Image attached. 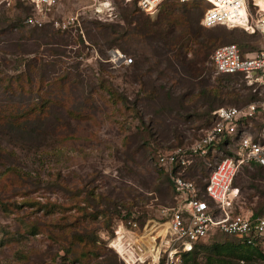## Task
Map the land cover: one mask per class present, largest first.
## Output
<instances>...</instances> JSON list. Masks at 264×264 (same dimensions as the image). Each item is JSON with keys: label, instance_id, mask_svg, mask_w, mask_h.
I'll use <instances>...</instances> for the list:
<instances>
[{"label": "rangeland", "instance_id": "obj_1", "mask_svg": "<svg viewBox=\"0 0 264 264\" xmlns=\"http://www.w3.org/2000/svg\"><path fill=\"white\" fill-rule=\"evenodd\" d=\"M255 4L264 13V0H248V12L256 16ZM127 8L136 17L143 13L136 4L123 0H108L97 6L80 0H56L48 10L44 9L45 24L41 28L46 25V29L57 31L68 40V45L60 47L64 54L51 57L47 47L40 48L32 40H17L21 34L30 35L33 27L26 21L30 16L36 17L30 2L0 0V116L12 115L18 108L37 115L43 102L42 112L47 115L49 108L51 111L42 115L47 119L37 121L30 135L16 133L0 122V264H124L116 251L105 244L116 224V206L131 208L136 203L132 210L143 228L150 220L161 222L163 208L173 205L172 185L156 162L158 154L170 147L165 140L173 142L162 131L172 119L165 114L154 122L155 130L165 138L161 145L150 139L147 130L153 115L171 108L173 102L161 93L154 101H146L147 93L132 77L135 65L140 64L145 72L157 58L155 43L149 41L145 30L134 29L137 21L132 26L124 24L122 14ZM206 8L204 3L170 0L160 7L152 21L157 22L161 16L172 19L187 15L195 32L214 38L208 61L198 67L196 82L222 86L227 104L219 108L263 105L264 87L251 88L243 78L217 75L211 57L216 48L225 44H236L245 52H264V34H251L240 28H203L200 21ZM165 21L169 22L166 18ZM13 24L18 29L9 27ZM97 24L118 25L127 33L118 38L117 46L107 48L103 39H93L97 36ZM184 26L183 20L174 19L165 27L181 32ZM186 41L187 48L181 46L180 50L188 59H194L199 46ZM115 52L133 58V64L127 65L124 59L116 62L112 55ZM151 77L159 85L175 82L169 70L162 76L153 72ZM90 86L96 92L91 93ZM250 97L254 100L249 101ZM160 122L163 124H157ZM193 122L192 127L179 124L188 142L200 138L213 126L209 117L194 118ZM247 130L256 139L264 136V112ZM221 153L228 155L223 150L215 153L211 165L206 162L202 170L200 164V169L190 170V177L198 175L203 184L205 175L200 174L210 172ZM255 174L258 173L253 167H244L238 173L234 183L239 189V198L234 202L236 210L264 213V174ZM101 197L108 201L103 204ZM106 208L109 216L99 213ZM83 209H88L92 216H84ZM35 224L44 227L39 228L38 235L31 233ZM117 224L115 227L120 225ZM83 229L93 232L97 240L83 242L75 256L61 250L64 243L60 235L80 233ZM52 232L58 235L54 238ZM208 241L199 245L197 263H205V253L214 243L232 240L217 235ZM232 263L264 264V257L254 252L250 263Z\"/></svg>", "mask_w": 264, "mask_h": 264}, {"label": "built area", "instance_id": "obj_2", "mask_svg": "<svg viewBox=\"0 0 264 264\" xmlns=\"http://www.w3.org/2000/svg\"><path fill=\"white\" fill-rule=\"evenodd\" d=\"M56 0H29L36 12L27 23L41 28L45 24L44 9ZM93 6L108 0H80ZM137 1L140 10L154 17L160 7L170 0H123ZM182 3H204L200 24L204 28L225 26L241 28L248 33L264 34V13L256 6V16L248 12V0H176ZM57 25V24H56ZM58 26V25H57ZM116 62L133 64L119 52L112 54ZM212 63L217 75H241L250 87H264V52L243 57L236 44H225L215 49ZM113 60V59H112ZM115 63V62H114ZM258 104L246 107H221L212 115L214 124L192 142L171 149H164L157 156L158 167L164 171L176 191V204L164 207L163 220H150L143 228L135 216L120 221L109 237L108 246L125 264H182V254L192 251L195 244L225 235L238 239L247 247L258 249L264 255V213L234 212V199L239 190L233 182L243 166L257 163L264 167V136L254 138L247 131L252 126ZM249 120L247 124L245 121ZM226 142L231 154H222L212 166L205 187L189 179V172L200 158L220 153V144ZM211 162V161H210ZM211 165V163H210ZM132 234V236H129ZM148 239V240H147Z\"/></svg>", "mask_w": 264, "mask_h": 264}, {"label": "trees", "instance_id": "obj_3", "mask_svg": "<svg viewBox=\"0 0 264 264\" xmlns=\"http://www.w3.org/2000/svg\"><path fill=\"white\" fill-rule=\"evenodd\" d=\"M132 3L137 5V1H134ZM192 3H197V2H192ZM21 6L22 5H20V7ZM152 18L153 17L147 15L144 12L140 15V17L139 16L136 17L135 13L129 8L123 10V14H122V20L125 25L132 26L133 24H136V21H137V24L133 26L134 29L136 30L144 29L145 30L144 34L148 36V38L150 39L149 41H151L152 43H155L154 54L157 59L154 61V63L153 62L151 63V65L149 66L148 69L145 70V72L143 71V67L140 64L135 65L132 71L133 73L132 77L135 78L134 79L135 81L137 82L139 81L142 89L144 90L145 93H147L145 97L146 101H154L157 94L159 95L161 93L165 95L166 99L173 102V105L171 108L170 107H166L165 109L163 108L158 113L154 114L153 118L150 119V123L147 126V130L149 132L148 134L151 137L150 139L153 140L157 145H161V141H164L165 138L163 137V133L168 134L173 139L172 140L173 142L165 140L166 142H169L168 144H170L169 145L170 147L165 148V149H171L172 146L173 147L181 146L185 144L186 142H188L189 140L187 135L184 133V130L179 129V124L185 123L186 126L189 125L190 127H192V125L194 124L193 122L194 118L204 120L206 117H209V122L212 125V123L214 124V117L212 113L216 109H218L220 106L226 105L227 103L224 100V97H223L224 93H223V90H222L223 88L221 85L219 84L214 85L208 82H201V83L196 82L197 77H199L198 67L204 66V64L208 61L209 54H210L209 51L212 46L211 42H213L214 38L205 37L195 32V30L191 28L192 26L191 21H190L191 19L189 20V17H187V15L186 17L185 15L175 16V18H172V19L169 17L168 18L165 17L169 22H166L163 16H161V18L157 22H153ZM174 19L183 20V24L185 26L184 28L181 29V32L174 28L172 29L170 28L167 30V28L165 27V26H168L169 23H171ZM9 27L18 29L16 24H13L12 26L10 25ZM221 27H225V26H215V27L206 28V29L211 30V29H216V28H221ZM97 28H98L97 36L96 37L93 36V39L95 38L103 39V41L106 42L107 44V48H112L113 46H117L118 38H120V36H123L125 33L124 30L121 29V27L118 25L97 24ZM163 28H166V30ZM230 29L233 30V29H238V28H230ZM29 34L30 35L21 34L19 35L17 40L18 41L32 40L33 44L37 45L40 48L42 46H45L48 48L47 49L48 55L51 57L61 56L62 54H64V51H62L60 47L68 45L67 39L61 37L60 33H58L55 30L46 29V25L40 29L37 27H32V29L29 31ZM186 40H188V42H195V44L199 46V49L197 50V52H195L194 59H188L187 56L183 55L180 50L181 46H185V48H187ZM96 43L97 42H95V44ZM238 47L243 57L257 53V52H248V51L245 52L244 51L245 49L242 46H241L242 48H240V46ZM142 58H143V61L147 63L148 58L146 56L145 57L142 56ZM45 65H49V64L45 63ZM36 66L37 65H35V68H37ZM44 66H42V70L45 69L46 66L45 67ZM201 69L203 71L205 70L204 68H201ZM168 70L171 71L173 75L175 76V79H174L175 82H173L174 84H171V85L168 84L167 86L159 85V83L157 84L156 81L151 77L153 72H157L160 76H162V75H165L166 71ZM223 76H225L226 78L240 77L244 79V77L241 75H223ZM146 77L147 79L144 80ZM89 90L91 93L96 92L95 87L90 86ZM20 91L24 93V88L21 86H20ZM108 96L109 98H111L112 94H109ZM54 99L57 100L56 98ZM123 99L125 100L126 103L128 102L127 98L124 97ZM252 100H254V98L250 97L249 101H252ZM138 101H139V98H137V102L135 101L136 104H138ZM46 102H48V100ZM83 104H84V100L82 101V105ZM43 105H44V102L42 103L40 107V112L37 115L33 114V111L30 112V111H26L23 108L22 109L18 108L19 111L14 112L12 115H9L7 117H5V115H1L0 122H2L4 126L9 127L11 130L15 131L16 133L27 134V135L33 134V132L35 131L33 128L35 123L39 120L45 121L47 119V117L42 116V115H46L44 112H42L44 110L42 108ZM223 107H229V106H223ZM47 111H48L47 113L48 115L51 112L50 108ZM263 112H264V104L263 105L258 104L256 114L254 118L251 119V123L253 124V121L255 119L261 117V114ZM164 115L168 117L167 119H172V122L168 123V125L162 130L163 133L161 136V134L155 130L156 126L154 122H156V120H160L159 117L164 116ZM139 119L143 122L144 125H146L143 117H140ZM245 122L248 124L249 120ZM157 124L161 125L163 123L160 122ZM226 144H227L226 142L221 143L219 146L220 150H223L226 153L231 154V152L227 149ZM198 160L202 163H195V165H193V167L191 168V172L194 171L196 168L200 169V164H202L201 168L202 170H204L206 162L210 164L211 156H208L205 159L200 158ZM244 167H251V168L253 167L258 173V174H255L257 176L259 175L262 177V175L264 174V167L257 163H252L249 166H243L242 168ZM206 173L208 175L209 171L207 170L202 175L200 174V176L205 175L204 177L206 178L208 177ZM188 178L194 180L196 184L199 186H202V187L206 186L205 182L202 184V181H201L202 178H200L198 175L195 177H190V174H189ZM235 180L233 182V187L235 185L234 184ZM170 183L172 185V191H173V205H175L177 194H176V191L171 181ZM105 201H108V200L105 197L104 198L101 197V202L103 204ZM110 205H111V201L109 202V206ZM135 206L137 207L136 203L131 208H126L125 206H122V205L119 206L118 204L116 207H119V209L116 210L117 217H116L115 223L117 224L120 221H127L132 216L136 217V212L132 210L133 208H135ZM262 206H264L263 203H261V207ZM83 212H84V216L86 217L88 215L92 216V214L89 213L88 209H83ZM91 212L93 213L94 211H91ZM234 212L236 214L241 213L238 209L237 210L235 209ZM99 213H107V215L109 216L110 211H109V208H106L105 210H100ZM252 213L254 216L260 215V213L258 212L257 213L252 212ZM97 214L98 213H95V215ZM137 222L140 227L143 226L141 224L139 217L137 218ZM116 224H114V227ZM48 226L53 227V225H50V224ZM54 226H57V224H54ZM49 227L47 228V230L50 231L51 228L49 229ZM114 227H112L111 229V233H110L111 238L114 236ZM39 228L42 229L44 227L41 224L40 225L35 224L31 226L30 229H31L32 235H38L40 232ZM52 235L55 238L58 234L52 232ZM216 236H214L208 242L212 241ZM60 237L63 240L61 242L64 243V247L61 250H66L68 254L72 253L73 256H75L76 252L81 249V245L83 242L93 243L98 238V236L93 234V232L84 230V229L80 233H75V231L65 232L64 234L60 235ZM225 237L230 238V240L232 241L225 242V243H214L211 246V250H208L207 253H205L206 261L204 264H233L232 263L233 260H239L243 263L244 262L250 263L251 261H253L254 252L264 257V255L258 249L244 246L240 243L238 239L234 237H230V236H225ZM201 243L203 242H199L195 244L192 251L185 252L182 254V264H200V263H197V259L200 256L199 245ZM105 244L108 248H110L108 246L109 241L106 240ZM160 264H164V259L160 262Z\"/></svg>", "mask_w": 264, "mask_h": 264}, {"label": "crops", "instance_id": "obj_4", "mask_svg": "<svg viewBox=\"0 0 264 264\" xmlns=\"http://www.w3.org/2000/svg\"><path fill=\"white\" fill-rule=\"evenodd\" d=\"M237 189H238V188H237ZM238 190H239V189H238ZM237 198H239V195H238ZM237 198L234 199V202L237 200ZM234 207H235V206H234ZM239 211H240V210H239ZM240 212H241V211H240ZM242 212H243V211H242ZM242 212H241V213H242ZM129 236H132V234H130Z\"/></svg>", "mask_w": 264, "mask_h": 264}, {"label": "bare ground", "instance_id": "obj_5", "mask_svg": "<svg viewBox=\"0 0 264 264\" xmlns=\"http://www.w3.org/2000/svg\"><path fill=\"white\" fill-rule=\"evenodd\" d=\"M261 2V0H257V3H260Z\"/></svg>", "mask_w": 264, "mask_h": 264}]
</instances>
